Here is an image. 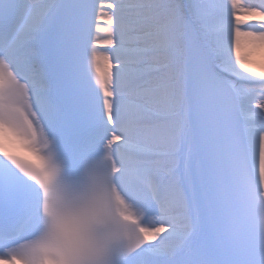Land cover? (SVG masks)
<instances>
[{
	"label": "snow or ice",
	"instance_id": "1",
	"mask_svg": "<svg viewBox=\"0 0 264 264\" xmlns=\"http://www.w3.org/2000/svg\"><path fill=\"white\" fill-rule=\"evenodd\" d=\"M262 49L264 0H0V264H264Z\"/></svg>",
	"mask_w": 264,
	"mask_h": 264
},
{
	"label": "bare ground",
	"instance_id": "2",
	"mask_svg": "<svg viewBox=\"0 0 264 264\" xmlns=\"http://www.w3.org/2000/svg\"><path fill=\"white\" fill-rule=\"evenodd\" d=\"M253 60L257 65L264 63V49L256 51L253 54Z\"/></svg>",
	"mask_w": 264,
	"mask_h": 264
}]
</instances>
